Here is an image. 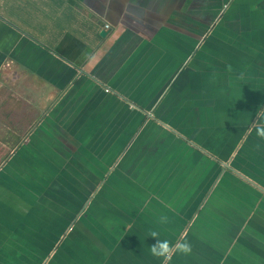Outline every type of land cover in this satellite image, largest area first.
<instances>
[{
    "label": "crops",
    "instance_id": "crops-1",
    "mask_svg": "<svg viewBox=\"0 0 264 264\" xmlns=\"http://www.w3.org/2000/svg\"><path fill=\"white\" fill-rule=\"evenodd\" d=\"M261 117L264 0H0V169L80 200L54 247L86 211L102 264H264Z\"/></svg>",
    "mask_w": 264,
    "mask_h": 264
},
{
    "label": "trees",
    "instance_id": "trees-1",
    "mask_svg": "<svg viewBox=\"0 0 264 264\" xmlns=\"http://www.w3.org/2000/svg\"><path fill=\"white\" fill-rule=\"evenodd\" d=\"M8 153L0 146V164ZM28 168L6 164L0 169V264H41L73 217L72 206L80 201L65 195L66 209H61V216L54 215L51 209L57 204L52 200L46 204L42 195L49 181L36 176L31 182ZM51 183L47 192L61 188V182ZM88 217L86 211L79 216L45 264H102L103 239L94 244L91 232L79 228Z\"/></svg>",
    "mask_w": 264,
    "mask_h": 264
},
{
    "label": "clouds",
    "instance_id": "clouds-1",
    "mask_svg": "<svg viewBox=\"0 0 264 264\" xmlns=\"http://www.w3.org/2000/svg\"><path fill=\"white\" fill-rule=\"evenodd\" d=\"M261 119L264 121V117H261ZM255 131L258 136L264 138V123L258 126ZM151 236L157 237V233L152 232ZM149 250L153 255L162 257L165 260L170 259V245L167 240L155 239V242L152 243ZM175 250L187 253L190 251V246L187 241H178L175 245Z\"/></svg>",
    "mask_w": 264,
    "mask_h": 264
},
{
    "label": "rangeland",
    "instance_id": "rangeland-1",
    "mask_svg": "<svg viewBox=\"0 0 264 264\" xmlns=\"http://www.w3.org/2000/svg\"><path fill=\"white\" fill-rule=\"evenodd\" d=\"M242 1H245V0H242ZM247 2H250L251 0H246ZM238 2H239V0H238ZM244 8H245V13L247 12V7L246 6H244ZM231 10L232 9H230V7L226 10V14H227V16L229 17L230 16V12H231ZM225 14V13H224ZM223 14V15H224ZM217 27H215V31H218L219 32V29L217 28ZM11 137V139L12 138H14V136H10ZM10 137H8V135H2V134H0V141H5L7 138H10ZM2 143H5V142H2ZM6 152V151H5ZM5 152H3V153H5ZM2 153V152H1ZM17 154H18V152H17ZM26 161L28 162V160H27V157H26ZM20 163H23V162H21L20 161ZM54 249H55V247H53L52 248V250L51 251H54Z\"/></svg>",
    "mask_w": 264,
    "mask_h": 264
},
{
    "label": "water",
    "instance_id": "water-1",
    "mask_svg": "<svg viewBox=\"0 0 264 264\" xmlns=\"http://www.w3.org/2000/svg\"><path fill=\"white\" fill-rule=\"evenodd\" d=\"M104 34H105V31H101V32H100V35H104Z\"/></svg>",
    "mask_w": 264,
    "mask_h": 264
},
{
    "label": "built area",
    "instance_id": "built-area-1",
    "mask_svg": "<svg viewBox=\"0 0 264 264\" xmlns=\"http://www.w3.org/2000/svg\"><path fill=\"white\" fill-rule=\"evenodd\" d=\"M106 27H107V25H106Z\"/></svg>",
    "mask_w": 264,
    "mask_h": 264
}]
</instances>
